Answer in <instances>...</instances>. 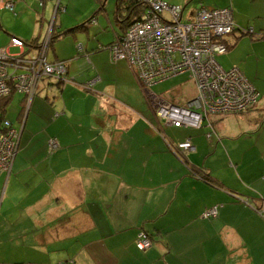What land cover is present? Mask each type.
I'll return each instance as SVG.
<instances>
[{
  "label": "crops",
  "instance_id": "crops-1",
  "mask_svg": "<svg viewBox=\"0 0 264 264\" xmlns=\"http://www.w3.org/2000/svg\"><path fill=\"white\" fill-rule=\"evenodd\" d=\"M162 1L189 13L228 8L237 28L253 29L226 36L217 63L240 71L256 106L208 116L199 128L161 123L152 103L166 98L105 50L123 31L115 0L113 23L98 15L77 25L87 36L96 21L102 32L79 44L84 53L48 54L69 61L68 82L49 92L57 85L49 79L41 90L52 100L33 98L23 121L17 116L18 151L0 173V264H264V0ZM105 3L90 0L103 14ZM188 79L168 102L195 95ZM187 139L193 149L180 159L170 147ZM213 206L217 215L202 218ZM141 230L153 241L144 251L135 247Z\"/></svg>",
  "mask_w": 264,
  "mask_h": 264
},
{
  "label": "built area",
  "instance_id": "built-area-1",
  "mask_svg": "<svg viewBox=\"0 0 264 264\" xmlns=\"http://www.w3.org/2000/svg\"><path fill=\"white\" fill-rule=\"evenodd\" d=\"M46 1L39 0V6L44 7ZM50 1L54 3V15L63 11L61 0ZM130 1L143 7L144 12L107 47L111 59L125 61L144 89L180 74H187L195 89V95L181 105L163 100L153 102L156 119L175 128H199L208 116L243 113L256 106L258 93L249 81L237 68L224 70L216 60L228 50L225 37L239 29L230 9L200 6L189 13L183 7L162 0ZM0 7L13 10L9 0H0ZM51 26L52 23L41 45L29 47L36 49L32 56H25V42L15 37L0 48V99L20 92L27 95L29 104L40 93V86L48 84L47 79L57 84L68 81L64 63L50 64L45 59ZM240 32L254 36L252 28ZM11 48H17L19 52L12 54ZM77 49L80 51L82 46ZM94 83L95 80H90L82 88L90 90ZM2 115H5L4 106H0V173L10 171L19 145V131ZM48 144L51 149L58 147L55 139H50ZM170 149L182 159L181 154L193 147L187 139ZM216 215L217 206H213L203 212L202 218L210 219ZM151 245L150 237L145 232L139 233L137 249L144 251Z\"/></svg>",
  "mask_w": 264,
  "mask_h": 264
},
{
  "label": "rangeland",
  "instance_id": "rangeland-1",
  "mask_svg": "<svg viewBox=\"0 0 264 264\" xmlns=\"http://www.w3.org/2000/svg\"><path fill=\"white\" fill-rule=\"evenodd\" d=\"M13 2L14 9L13 11H9L3 7H0V48H3L8 45L11 37H15L27 43L29 47H34L36 44L41 45L45 40L51 23L54 24V32H64L65 30L71 29L78 24L85 22L90 18H96L99 15V20L101 19L105 22V16H110V19L113 23V13L115 12V0H103L106 2L103 11H99V5H90V0H61V6L66 9L64 12H59L54 15V3L52 1H46L45 7L42 8L39 6V0H9ZM93 1V0H91ZM102 1V0H101ZM181 7V6H180ZM95 8V9H94ZM186 10H190L187 8ZM96 13V15H94ZM103 17V18H101ZM114 27L115 25L112 24ZM103 29H107L103 28ZM113 29V27H112ZM112 29L109 30L110 35L112 33ZM78 33V34H77ZM102 32H98L97 23L91 22L88 25V35L85 33H81L80 31H76L74 34L70 33L63 37L61 40H57L53 48L50 51V55L52 56L53 51L60 49V51L72 52L76 54V46L82 43H86L87 39L92 42V40L96 39L97 36L101 35ZM73 48V50H72ZM26 48L27 56H32L36 53L35 49ZM86 50V49H85ZM88 50V49H87ZM19 50L17 48H11L10 53L15 54L18 53ZM108 52V51H107ZM109 53V52H108ZM110 57V54H109ZM111 61H113L110 58ZM178 78L169 79L168 81H164L157 85L152 86L148 91L151 94H154L159 97H164L165 102H168V97L175 95V88L177 86L178 81L181 79H188L187 74H182ZM189 81V79H188ZM41 87V86H40ZM179 88V87H178ZM193 89L191 84H186L184 87H181L182 90ZM36 100L42 99L44 102H48V100H52L50 95L47 92H44L40 88V93L36 95ZM163 99V98H162ZM24 95L20 93H15L12 96L10 102L6 105V113L5 118L8 119L13 127L18 130L20 124L18 123L17 116L22 113V117L27 114V110H29V104L27 99H25V106L23 107ZM22 103V104H21ZM169 103H173V100ZM24 108V109H23ZM21 120L23 121L24 117Z\"/></svg>",
  "mask_w": 264,
  "mask_h": 264
},
{
  "label": "trees",
  "instance_id": "trees-1",
  "mask_svg": "<svg viewBox=\"0 0 264 264\" xmlns=\"http://www.w3.org/2000/svg\"><path fill=\"white\" fill-rule=\"evenodd\" d=\"M12 4H13V2H12ZM60 4H61V1H60ZM44 6H45V4H44ZM61 6V5H60ZM42 8H44V7H42ZM13 9H14V5H13ZM64 10H65V8L63 7V11H59V12H64ZM13 11V10H12ZM59 12H57L56 14H58ZM116 17H117V19H118V22H119V24L121 25V27H122V29H123V31H122V34L119 36V37H121L122 35H123V33L125 32V30L127 29V27H128V25L131 23V22H133L134 20H138V19H140V17H141V15H142V13L144 12V8L143 7H141V6H139V4H137V3H134V2H132V1H130V0H117V7H116ZM91 20V19H90ZM78 28H83V25L81 26H75V27H73V28H71V29H68V30H65L63 33L62 32H54V24L52 23V26H51V32H50V42H49V45L46 47V52H45V59H46V61H47V63H50V64H55V63H59V62H62V63H64L65 65H66V69H68L67 68V66H68V62L69 61H63V60H53V61H49V59H48V54H50V51H51V49H53V45H54V43L57 41V40H60V39H62L64 36H66L67 34H70V33H72V34H74L76 31H77V29ZM254 32V31H253ZM118 37V38H119ZM256 38H258V37H256ZM22 41V40H21ZM24 42V41H23ZM114 42V41H113ZM112 42V43H113ZM111 43V44H112ZM25 49L26 48H29V46L27 45V43L25 42ZM38 44H36L35 46H34V48L35 47H38L37 46ZM78 47V46H77ZM228 49H229V45H228ZM30 50V48L28 49V51ZM32 50V49H31ZM36 50V49H35ZM105 50H107V47H106V49ZM53 51V50H52ZM77 51H79L78 49H77ZM108 51V50H107ZM109 52V51H108ZM81 53H84V51H83V49H81L80 51H79V54H81ZM216 60H217V58H216ZM122 61V60H121ZM125 62V61H124ZM128 65V64H127ZM129 67V66H128ZM66 77L68 78V75H66ZM47 81H48V79H47ZM90 81V80H89ZM68 82V81H67ZM63 83H60V84H57V85H54L53 87H49V92H50V89H55V91H58L60 88H61V85H62ZM46 86H48V84H46ZM92 88V87H91ZM52 89V90H53ZM83 90H85L84 88H82ZM47 90V93H48V89H46ZM86 91H88V90H86ZM15 93H20V92H14L13 94H10V95H8V96H6V97H4V98H2V99H0V106H4L5 107V113H6V105L10 102V100L12 99V96L15 94ZM20 94H23V93H20ZM50 94V93H49ZM24 95V100H23V107L25 106V99H28V97H27V95H25V94H23ZM38 95V94H37ZM54 95H55V93H54ZM36 97V95L33 97V98H35ZM33 98H32V100H33ZM51 98H52V96H51ZM28 101V100H27ZM24 109V108H23ZM2 117H4L5 118V115H2ZM8 120V119H7ZM50 140V139H49ZM48 140V141H49ZM58 144V143H57ZM49 145V144H48ZM58 148V147H57ZM56 148V149H57ZM55 149V150H56ZM141 232H145L149 237H150V239H151V241H152V237H151V235H149L146 231H144V230H141L139 233H141ZM139 235V234H138ZM137 239H138V237H137ZM137 239H136V242H137ZM136 242H135V247H136ZM153 242V241H152ZM152 246V245H151ZM136 249H137V247H136ZM138 250V249H137ZM138 251H140V250H138Z\"/></svg>",
  "mask_w": 264,
  "mask_h": 264
}]
</instances>
